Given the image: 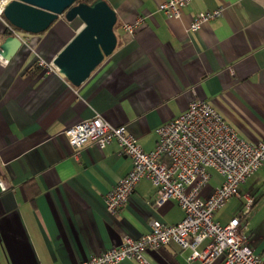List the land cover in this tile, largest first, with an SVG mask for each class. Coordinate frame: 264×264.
<instances>
[{
    "label": "crops",
    "instance_id": "1",
    "mask_svg": "<svg viewBox=\"0 0 264 264\" xmlns=\"http://www.w3.org/2000/svg\"><path fill=\"white\" fill-rule=\"evenodd\" d=\"M104 1L116 15L117 44L79 87L56 68L37 64L52 63L82 27L79 19L59 17L36 35L16 30L22 45L0 64V178L11 182L0 193V264H75L124 236L146 234L152 219L166 226L183 219L174 201L154 205L156 189L147 179L120 211L107 213L105 194L131 170V161L114 142L103 149L87 144L75 159L61 135L67 127L100 114L150 152L156 129L198 99L248 143L264 140V0H191L179 18L158 10L167 0ZM215 9L222 10L219 18L189 32L192 18ZM8 25L0 17V44L13 36ZM124 26H134L132 34ZM209 174L202 196L222 182L215 171ZM239 193L254 198L241 225L264 264V161ZM242 205L243 199L229 200L214 220L240 217ZM189 253L170 243L144 257L149 264H202L187 262Z\"/></svg>",
    "mask_w": 264,
    "mask_h": 264
},
{
    "label": "built area",
    "instance_id": "2",
    "mask_svg": "<svg viewBox=\"0 0 264 264\" xmlns=\"http://www.w3.org/2000/svg\"><path fill=\"white\" fill-rule=\"evenodd\" d=\"M9 1L0 0V17ZM190 1L167 0L159 5L158 10L166 18H179ZM221 13V9L198 13L189 23V32L199 30L219 18ZM140 21L137 20L136 25ZM123 28L132 34L134 26ZM8 29L22 42L15 29L10 25ZM37 64L48 71L55 69L52 63L43 60ZM61 135L74 150L75 159L87 144L103 149L113 142L130 159L131 170L105 194L103 201L107 213L113 215L120 211L142 179L149 180L156 189V207L174 201L183 212V219L175 225L166 226L152 219L146 234L138 238L124 236L119 244L75 264H120L127 260L149 264L144 252L155 251L170 243L181 250H190L187 262L199 260L202 264H210L221 258L222 264H263L253 253L241 225V219L250 211L254 198L241 196L239 187L262 166L264 140L251 144L240 138L209 103L193 99L179 117L157 128V143L150 152H145L124 126H112L100 114L67 127ZM162 157L168 161H161ZM209 170L220 175L222 182L202 196L210 181ZM233 198L243 199L241 216H235L225 224L215 221V212ZM203 241L207 243L199 250Z\"/></svg>",
    "mask_w": 264,
    "mask_h": 264
},
{
    "label": "water",
    "instance_id": "3",
    "mask_svg": "<svg viewBox=\"0 0 264 264\" xmlns=\"http://www.w3.org/2000/svg\"><path fill=\"white\" fill-rule=\"evenodd\" d=\"M78 0H10L3 17L10 26L26 34L45 32L59 17L72 22L79 19L82 27L65 44L52 61L53 66L74 87L84 83L95 69L110 56L117 44L114 33L116 15L104 0L91 4ZM14 36L0 44V64L6 65L21 47ZM11 187L0 178V193Z\"/></svg>",
    "mask_w": 264,
    "mask_h": 264
},
{
    "label": "trees",
    "instance_id": "4",
    "mask_svg": "<svg viewBox=\"0 0 264 264\" xmlns=\"http://www.w3.org/2000/svg\"><path fill=\"white\" fill-rule=\"evenodd\" d=\"M93 1L95 0H78L76 4L80 3V2H86L87 4H91ZM12 27V26H11ZM13 28V27H12ZM15 29V28H13ZM16 30V29H15ZM18 31V30H17ZM9 35L11 34L10 32L8 33Z\"/></svg>",
    "mask_w": 264,
    "mask_h": 264
},
{
    "label": "rangeland",
    "instance_id": "5",
    "mask_svg": "<svg viewBox=\"0 0 264 264\" xmlns=\"http://www.w3.org/2000/svg\"><path fill=\"white\" fill-rule=\"evenodd\" d=\"M76 21V20H75ZM74 22V21H73ZM114 32H115V28H114ZM226 209H227V205H226V207L221 211V212H223V211H226ZM221 212H219V213H221ZM225 214V213H224Z\"/></svg>",
    "mask_w": 264,
    "mask_h": 264
}]
</instances>
